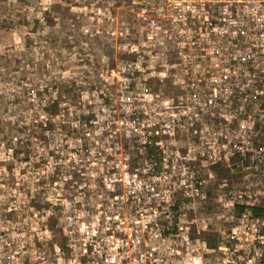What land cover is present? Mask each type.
Instances as JSON below:
<instances>
[{
  "label": "rangeland",
  "instance_id": "1",
  "mask_svg": "<svg viewBox=\"0 0 264 264\" xmlns=\"http://www.w3.org/2000/svg\"><path fill=\"white\" fill-rule=\"evenodd\" d=\"M165 4L0 0V226L64 244L87 210L145 209L142 179L215 245L249 160L191 101Z\"/></svg>",
  "mask_w": 264,
  "mask_h": 264
},
{
  "label": "built area",
  "instance_id": "2",
  "mask_svg": "<svg viewBox=\"0 0 264 264\" xmlns=\"http://www.w3.org/2000/svg\"><path fill=\"white\" fill-rule=\"evenodd\" d=\"M164 12L191 101L225 123L249 160L247 189L230 198L239 212L208 246L141 179L145 209L87 210L64 227V244L34 241L18 222L0 226V264H264V0H166Z\"/></svg>",
  "mask_w": 264,
  "mask_h": 264
}]
</instances>
